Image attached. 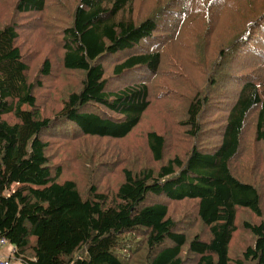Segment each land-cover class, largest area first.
I'll use <instances>...</instances> for the list:
<instances>
[{"label":"trees","instance_id":"obj_1","mask_svg":"<svg viewBox=\"0 0 264 264\" xmlns=\"http://www.w3.org/2000/svg\"><path fill=\"white\" fill-rule=\"evenodd\" d=\"M143 1L0 0V9L11 7L0 17V235L26 264H264V174L256 172L264 155V0H248L247 10L236 0H152L142 19ZM17 15L37 20L19 25ZM199 23L202 51L219 26L234 39L206 58L214 75L222 63L230 71L191 95L182 124L194 141L188 152L166 160L165 136L149 131L156 167H102V176L120 175L111 192L93 182L101 177L94 169L82 173L86 192L65 179L51 162V140L123 141L154 100H178L174 83L186 77L172 58L162 66L165 31ZM21 29L54 54L38 48L32 68ZM57 71L79 82L48 112L39 93ZM112 79L121 83L116 90ZM229 80L232 92L222 85ZM245 153L256 157L239 168Z\"/></svg>","mask_w":264,"mask_h":264},{"label":"rangeland","instance_id":"obj_2","mask_svg":"<svg viewBox=\"0 0 264 264\" xmlns=\"http://www.w3.org/2000/svg\"><path fill=\"white\" fill-rule=\"evenodd\" d=\"M13 1V0H10ZM152 0H145L142 3H137L136 10L140 11V17L142 19L146 18L148 14L151 13L155 5L150 4ZM233 0H228L230 3ZM248 0H236V5L244 6L247 10ZM222 4L227 5V0H224ZM0 17L6 18L10 12L11 7L7 4H1ZM227 10L220 13L223 21V17L226 15ZM34 18L28 15H17L18 24L24 26H32ZM34 23V22H33ZM2 22L0 23V27ZM178 27V26H177ZM205 30V27L200 26V23L194 25L192 29H187L184 32H176L173 26L167 27L165 35H170L166 37V42H164V63L162 66L164 68H169L170 59L172 58L173 64L179 70L185 74V79L178 76L179 80L174 83L176 88L175 96L176 101L167 100L162 102L153 101L150 111L145 116L142 125L137 128L132 135L123 141H110V140H98V139H85L84 141H79L74 143H66L63 140L52 141V148L50 151L51 162L54 166H60L63 171L65 179H72L78 183L80 189L83 192L88 190L90 180H86L82 173L85 170H95L93 174H100L102 167L118 162L120 168L126 166H133L135 168H140L144 165H150L151 167H156L155 164L151 162V155L149 154L146 135L149 131H156L163 134L167 141L168 149L165 152V159L169 160L174 156H184L188 151L191 144H194L192 139H189L186 135L187 128L183 126V122L187 121V108L189 105V100L192 98V94L195 93L198 88H204L206 82L210 81L212 75L213 64L207 68L204 63L207 62L206 58L213 59L216 57V52L211 49L217 44L218 48H224L234 39V34L229 36L225 35V28L219 26L213 34L208 37L210 42V48L206 51L200 49L204 48V43H200V36ZM21 39L24 41L25 51L27 52V59L29 60L32 68L35 67V60L32 59L31 54L36 52L38 48H45V52L54 54L55 48L50 45H46L45 41L38 34H30L28 30L21 29ZM185 35L181 42L176 41L179 37ZM174 39V43L173 40ZM159 40V39H158ZM176 41V42H175ZM199 41L200 45L197 44ZM206 40V42L208 43ZM168 43H170L168 45ZM179 43H181L179 45ZM168 45V46H167ZM177 45V46H175ZM110 65L111 63L108 62ZM227 64L234 67L233 60H227ZM225 64L222 63L219 66L217 73L214 76L223 75V73H228L230 70L223 68ZM110 68L111 65H110ZM236 68H232V73H237ZM223 70V71H222ZM59 72H56V77L48 80L43 91L39 93V100L42 105H44L45 111L52 112L59 107V101L69 89L77 85L79 78L76 75H70L64 73L63 77L58 76ZM110 76V73H108ZM166 76L165 72L160 74V78ZM220 78V77H219ZM157 81V79H155ZM168 81V80H167ZM234 80H229L228 83H222L225 91H234L235 84ZM165 82V81H164ZM240 82V80H239ZM238 84V82H236ZM161 84V81H160ZM121 85L120 82H115L112 79L110 83V88L116 90ZM167 86V83H165ZM168 95V94H167ZM204 130H208V125H203ZM203 133L204 139H207L208 133ZM253 148V146H252ZM254 150V149H253ZM82 152H85L88 157H82ZM247 153V152H246ZM244 154L241 160L238 162V167L242 168L243 164L248 161H252L253 157H256L254 153ZM264 154V152L262 153ZM262 163L257 165L256 172L262 176L264 174V155L261 156ZM241 171V169H240ZM246 172V169H244ZM241 171L242 174H247ZM93 182L99 185V189L105 192H111L114 190L117 182L120 180V175L116 171L113 174H107L101 177H92ZM181 207L179 206L175 209L178 211ZM186 207H192L191 205H186Z\"/></svg>","mask_w":264,"mask_h":264},{"label":"built area","instance_id":"obj_3","mask_svg":"<svg viewBox=\"0 0 264 264\" xmlns=\"http://www.w3.org/2000/svg\"><path fill=\"white\" fill-rule=\"evenodd\" d=\"M9 247H11L10 250ZM15 251V247L10 245L9 241L0 235V264H16V262L18 264H26L16 259Z\"/></svg>","mask_w":264,"mask_h":264},{"label":"crops","instance_id":"obj_4","mask_svg":"<svg viewBox=\"0 0 264 264\" xmlns=\"http://www.w3.org/2000/svg\"><path fill=\"white\" fill-rule=\"evenodd\" d=\"M11 249V247H9V250ZM5 252H7V250H5ZM16 264H18V262H16Z\"/></svg>","mask_w":264,"mask_h":264}]
</instances>
